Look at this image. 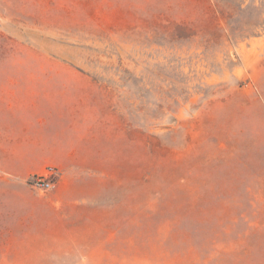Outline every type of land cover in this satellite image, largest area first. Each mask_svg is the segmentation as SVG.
Returning <instances> with one entry per match:
<instances>
[{
	"label": "rangeland",
	"instance_id": "1",
	"mask_svg": "<svg viewBox=\"0 0 264 264\" xmlns=\"http://www.w3.org/2000/svg\"><path fill=\"white\" fill-rule=\"evenodd\" d=\"M0 73L84 138L64 192L0 176V264H264V0H0Z\"/></svg>",
	"mask_w": 264,
	"mask_h": 264
},
{
	"label": "crops",
	"instance_id": "2",
	"mask_svg": "<svg viewBox=\"0 0 264 264\" xmlns=\"http://www.w3.org/2000/svg\"><path fill=\"white\" fill-rule=\"evenodd\" d=\"M51 77L0 73V176L25 181L53 165L61 171L60 193L71 187L70 164L83 152L84 138L70 137L73 118L67 101L61 100L66 92ZM29 212L36 217V207Z\"/></svg>",
	"mask_w": 264,
	"mask_h": 264
},
{
	"label": "built area",
	"instance_id": "3",
	"mask_svg": "<svg viewBox=\"0 0 264 264\" xmlns=\"http://www.w3.org/2000/svg\"><path fill=\"white\" fill-rule=\"evenodd\" d=\"M58 175V168L56 166L49 165L43 172L30 175L28 181L34 187L42 190H50L55 187Z\"/></svg>",
	"mask_w": 264,
	"mask_h": 264
}]
</instances>
